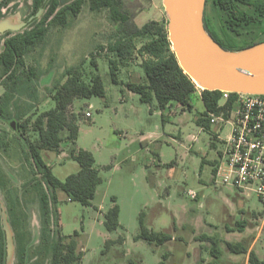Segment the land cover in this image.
I'll return each instance as SVG.
<instances>
[{
	"label": "rangeland",
	"instance_id": "obj_1",
	"mask_svg": "<svg viewBox=\"0 0 264 264\" xmlns=\"http://www.w3.org/2000/svg\"><path fill=\"white\" fill-rule=\"evenodd\" d=\"M14 3H18L16 8ZM120 10L140 27L155 20L167 22L168 28L162 0H122ZM2 14L0 20L15 17L26 21L32 16V0H14L2 8ZM206 18L227 44H238L225 28L222 13L215 12L210 1ZM119 28L109 9L92 10L88 2L77 17H71L69 26H52L45 42L26 57L27 65L37 70L32 87L26 90L23 85V92L16 94L18 110L24 115L19 123L27 118L31 122L26 129L22 127L18 131L16 126L0 119V168L9 176L8 186H14L23 196L32 234L27 264H49L38 253L42 228L39 200L33 191L22 193L25 184L40 178L28 161L29 142L38 137L32 124L41 112L55 106L51 89L63 81L66 68L77 66L82 68L87 81L99 73L106 94L75 102L74 111L79 107L85 111L79 121L78 138L65 143L60 153L45 151L44 157L61 180L81 168L72 155V147L91 151L100 170L102 182L91 205L59 194L60 219L54 225V233L63 236L79 233L76 238L85 255L78 264H160L165 252L169 253L166 264H246L248 255L231 251L227 241L253 247L264 260V204L255 193L248 196L215 177L214 163L219 160L224 145L215 141L212 146V132L196 122V117L205 110L202 99L195 95L191 110L183 111L175 106L152 109L126 86L129 79L143 75L141 57L130 60L129 64L128 60L120 62L121 80L113 81L109 60L116 54L109 47L120 36ZM251 29H264V21ZM3 38L0 37V44ZM136 42L140 46L142 40L137 38ZM4 91L0 85V95ZM88 111L90 117L86 115ZM228 129L223 137H227ZM194 134L198 136L196 141L192 139ZM190 190H195L198 198H192L188 194ZM113 197L121 208L122 227L108 231L104 214L114 204ZM6 199V191L0 185L1 217L5 209L9 220ZM141 213L150 229L168 232L173 239L162 245L136 239ZM120 235L125 236L124 243L107 250L106 241ZM206 237L214 238L216 245ZM213 247L219 248L218 257L213 255ZM10 264H17L16 249Z\"/></svg>",
	"mask_w": 264,
	"mask_h": 264
},
{
	"label": "trees",
	"instance_id": "obj_2",
	"mask_svg": "<svg viewBox=\"0 0 264 264\" xmlns=\"http://www.w3.org/2000/svg\"><path fill=\"white\" fill-rule=\"evenodd\" d=\"M14 0L0 1V18H3L2 8ZM210 1L215 12L223 15L224 26L232 34L238 44L230 45L216 33L206 18L207 31L224 48L240 50L264 41V29L253 31L254 24L264 21V0H207ZM88 2L92 10L109 9L112 19L120 26V36L109 48L116 54L110 58V74L114 82H119L120 62L134 60L141 57L140 67L143 75L139 79H129L126 86L129 90L139 94L141 100L149 105L157 102L161 110H166L173 105L191 110L194 107V96L200 91L205 110L197 117L196 122L206 129L211 128L208 112L215 111L221 102V90L201 89L193 79L184 72L172 49L169 40L167 22L150 21L143 26H138L130 17L120 10L122 0H32V15L43 7L44 13L36 18L27 27L20 31H7L0 34L2 50L0 51V85L5 91L0 95V119L12 124L16 123L17 130L27 128L31 118L19 123L24 115L19 112L16 94L23 85L26 90L32 87L37 70L27 65L26 57L36 47L42 45L52 26L67 27L71 17H77L83 5ZM18 3H14L16 8ZM207 6V4H206ZM142 40L138 46L136 39ZM92 63L97 66L96 60ZM63 81L55 83L51 89L55 106L41 112L32 127L38 137L29 142L28 161L35 175L29 184L24 185L23 195L33 191L37 196L41 215L42 228L38 248L39 258L49 264H78L81 263L85 253L80 250L77 241L78 232L71 236L55 235L54 225L58 224L60 212L58 211L59 193H65L72 201L83 205H91L96 196L97 187L102 182L100 170L95 166L93 153L86 149L71 148L72 155L79 162L81 168L77 173H72L65 180L59 179L52 171V167L45 161V151L61 152L65 143H73L79 135V121L85 114L84 108L74 111L72 108L80 98L90 99L94 96L104 97L106 94L103 79L99 73L92 75L90 81L85 79L81 67L66 68ZM25 90V91H26ZM15 110V111H14ZM22 137V134H21ZM212 146L215 139L212 137ZM218 161L214 163V174L217 171ZM8 174L0 168V185L6 191V205L10 223L13 227L16 243L17 264H27L29 245L32 243V234L28 228L27 214L24 210L23 196L14 186H8ZM114 204L104 214V224L108 231H117L120 223V205L117 198L113 197ZM204 239L203 236L200 237ZM136 239H144L149 243L162 245L173 237L164 231L150 229L140 215V232ZM216 245L214 238L206 237ZM125 236L106 241V249L115 244H122ZM228 249L239 253L249 252V248L242 242H226ZM218 247L212 248L214 256L218 257ZM169 253L163 254L160 264H166ZM6 236L3 229L0 212V264H5ZM250 264H264V260L251 250L249 253ZM201 264V263H200Z\"/></svg>",
	"mask_w": 264,
	"mask_h": 264
},
{
	"label": "water",
	"instance_id": "obj_3",
	"mask_svg": "<svg viewBox=\"0 0 264 264\" xmlns=\"http://www.w3.org/2000/svg\"><path fill=\"white\" fill-rule=\"evenodd\" d=\"M168 17V34L172 49L185 73L201 89L264 95V41L252 46L229 50L207 31V0H163ZM44 12L26 21L15 17L0 20V34L20 31ZM16 126L15 121L12 122ZM6 233L7 264L15 255L14 231L3 209Z\"/></svg>",
	"mask_w": 264,
	"mask_h": 264
},
{
	"label": "built area",
	"instance_id": "obj_4",
	"mask_svg": "<svg viewBox=\"0 0 264 264\" xmlns=\"http://www.w3.org/2000/svg\"><path fill=\"white\" fill-rule=\"evenodd\" d=\"M222 92L218 109L207 117L213 138L224 145L215 177L248 196L255 193L264 204V95ZM86 115L90 117L91 112ZM227 128L229 133L223 137ZM188 194L199 196L195 190Z\"/></svg>",
	"mask_w": 264,
	"mask_h": 264
},
{
	"label": "crops",
	"instance_id": "obj_5",
	"mask_svg": "<svg viewBox=\"0 0 264 264\" xmlns=\"http://www.w3.org/2000/svg\"><path fill=\"white\" fill-rule=\"evenodd\" d=\"M162 2H163V0H162ZM132 77V76H131ZM195 95H198V98H200V99H202L201 98V92L200 91H198ZM153 106H155L156 108H159L158 106H157V102L155 101L154 102V104L151 106L152 107V109H153ZM176 107V108H178V107H181V106H178V105H173V107ZM160 109V108H159ZM181 109L183 110V111H186L187 109H183V107H181ZM201 114V113H200ZM164 116V121H166L167 120V117H165V115H163ZM196 119H197V117H196ZM203 129H206L203 125H200ZM212 129V128H211ZM211 129H207V130H209L210 132H211ZM193 136H195V137H197L198 138V136L197 135H192V139H193ZM55 152V151H54ZM44 159H45V157H44ZM45 161H46V159H45ZM47 162V161H46ZM48 163V162H47ZM49 164V163H48ZM50 165V164H49ZM51 166V165H50ZM61 193H63V192H60L59 194H61ZM68 197V196H67ZM69 198V197H68ZM237 242V241H236ZM253 249V247H251V248H249V252H247L246 254L248 255V260L246 259V264H249L248 262H249V253H250V251ZM247 255H246V257H247ZM236 264V263H235Z\"/></svg>",
	"mask_w": 264,
	"mask_h": 264
},
{
	"label": "bare ground",
	"instance_id": "obj_6",
	"mask_svg": "<svg viewBox=\"0 0 264 264\" xmlns=\"http://www.w3.org/2000/svg\"><path fill=\"white\" fill-rule=\"evenodd\" d=\"M235 93V92H234ZM213 137V136H212ZM216 141V140H215Z\"/></svg>",
	"mask_w": 264,
	"mask_h": 264
}]
</instances>
